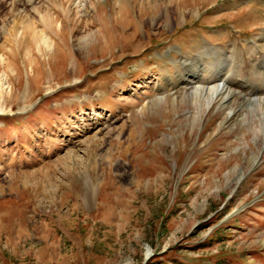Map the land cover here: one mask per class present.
<instances>
[{"label": "rangeland", "instance_id": "rangeland-1", "mask_svg": "<svg viewBox=\"0 0 264 264\" xmlns=\"http://www.w3.org/2000/svg\"><path fill=\"white\" fill-rule=\"evenodd\" d=\"M119 1L0 0V264H264V134L165 100L264 0Z\"/></svg>", "mask_w": 264, "mask_h": 264}, {"label": "bare ground", "instance_id": "bare-ground-1", "mask_svg": "<svg viewBox=\"0 0 264 264\" xmlns=\"http://www.w3.org/2000/svg\"><path fill=\"white\" fill-rule=\"evenodd\" d=\"M182 1L185 0H176L173 4L181 5ZM123 2L124 0H120L119 5ZM48 6L54 11L57 20L58 17H60L61 11L59 12L57 10V12L55 9L56 6L53 7L51 4H48ZM13 7H16V4H13ZM36 13L39 12L36 11ZM52 22L55 23V21ZM61 30L60 28L59 31ZM38 33L39 35H36L39 36L40 42L48 44L46 41L48 39L47 32L41 30ZM230 48L231 50L229 51L226 49L218 50L209 45L202 51H199L198 56L193 57L194 63H191L192 59H180L178 64L191 63L190 66L198 61L205 60V58H213V61L209 67H203L201 70L195 68V71L191 74L186 72L185 83L176 85L173 94L171 96L167 94L168 96L165 100H168V103L173 107H176L175 105L178 104V102H188L190 104L199 105V109L213 106L220 107L222 109V121L224 125L231 127L242 124L246 127L250 124L247 130L254 133V138L257 139L260 137V133L264 134V28L260 31V34L255 37L252 44L248 46L247 56L238 52V49L233 45ZM249 57H252V60H249ZM186 71H188V69ZM188 74L190 75L187 77ZM182 77L184 78L183 75ZM168 80L173 82L174 78L170 76ZM165 82V86H167L169 82L167 80H165ZM179 86L182 88H179ZM163 91H165V89ZM179 95L183 96L179 98ZM162 100L163 99H161V101ZM247 110L248 112H246ZM243 137L245 138V136ZM252 159V163H254V161L257 160V156L254 155ZM147 253H150L149 249H147Z\"/></svg>", "mask_w": 264, "mask_h": 264}]
</instances>
